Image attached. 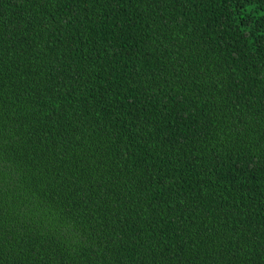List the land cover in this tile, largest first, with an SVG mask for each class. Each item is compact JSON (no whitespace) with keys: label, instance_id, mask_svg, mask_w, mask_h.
<instances>
[{"label":"trees","instance_id":"obj_1","mask_svg":"<svg viewBox=\"0 0 264 264\" xmlns=\"http://www.w3.org/2000/svg\"><path fill=\"white\" fill-rule=\"evenodd\" d=\"M262 10L0 0V264H264Z\"/></svg>","mask_w":264,"mask_h":264},{"label":"rangeland","instance_id":"obj_2","mask_svg":"<svg viewBox=\"0 0 264 264\" xmlns=\"http://www.w3.org/2000/svg\"><path fill=\"white\" fill-rule=\"evenodd\" d=\"M251 7H248V9H250ZM262 12H264V10H262Z\"/></svg>","mask_w":264,"mask_h":264}]
</instances>
